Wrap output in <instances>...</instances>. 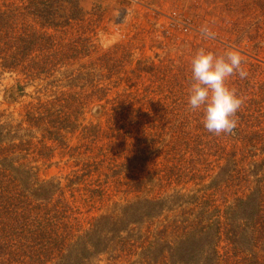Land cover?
<instances>
[{"label":"trees","instance_id":"trees-1","mask_svg":"<svg viewBox=\"0 0 264 264\" xmlns=\"http://www.w3.org/2000/svg\"><path fill=\"white\" fill-rule=\"evenodd\" d=\"M85 4L0 0V77L45 78L55 87L57 69L91 57ZM198 51L195 45L186 63L182 89L189 92L171 96L158 123L147 96L135 94L134 107L132 92L108 100L117 84L100 81L93 62L90 70L66 72L70 90L86 87L84 98L62 91L24 106L20 123L0 118V264H97L100 256L126 264H264V80L239 61L225 77L198 85L200 74L216 66ZM15 92L13 102L25 96L24 86ZM83 101L100 105L106 137L119 140L117 164L109 166L101 149L80 152L67 143L68 135L93 127L80 128L75 117ZM34 129L37 143L28 138ZM57 148L73 159L62 178L42 177L25 161L48 162ZM113 181L126 187L118 214L92 218L81 229L75 192L101 197L100 184Z\"/></svg>","mask_w":264,"mask_h":264},{"label":"rangeland","instance_id":"rangeland-1","mask_svg":"<svg viewBox=\"0 0 264 264\" xmlns=\"http://www.w3.org/2000/svg\"><path fill=\"white\" fill-rule=\"evenodd\" d=\"M85 6L89 15L87 24L84 23L82 29H86L85 35L91 36L93 55L74 62L71 66L57 69L53 77L57 80L55 87L50 79L45 78L31 82L13 74L0 77L1 119L12 121L14 124L20 123L24 106L38 100L43 101L62 91L76 92L84 98L86 87L80 85L81 87L70 90L67 87L66 72L80 65L90 70L93 68V62L102 69L100 81L117 84L116 88H110L108 100L115 95L132 92L134 107L137 106L136 95L138 98L147 96L152 99L150 105L156 109L153 110V115L158 123V115L161 113L158 110L167 106L166 102L170 101L171 96L182 99L183 92H189L188 88L182 89V85L185 74L188 75L186 63L193 60L190 50L195 48V45H199V56L204 55L209 64L216 65H209L205 73L200 74L199 78L203 79L197 82L198 85L219 76L225 77L226 70L231 68L229 65L239 61L243 63L249 75L264 80V0H86ZM96 9H99V17L94 14ZM91 30L94 34L89 33ZM116 46L120 48L112 51ZM255 48L258 50L254 51ZM106 53L109 54L105 56L104 61L96 62L98 56ZM18 84L24 86L25 96L13 102L17 93L12 98L8 96L17 90ZM164 99L167 101L164 102ZM83 102L75 116L79 117L80 128L92 125L98 131L88 127L82 136L81 130H77L67 136V143L71 147H80V152L85 151L84 148H90L93 152L101 149L109 166L117 164L121 160L118 158L119 152H122L120 142L117 138L110 140L106 137V124L101 118L100 105L88 107V103ZM176 111L180 114L182 106ZM25 127L27 126L21 125L20 129ZM30 132L31 137L28 138L37 143L41 133L35 129ZM165 140H168V137ZM109 144L111 147H108ZM39 146L37 144L34 147ZM60 151L57 148L48 162L35 156L28 157L25 161L35 166L42 177L62 178L74 167L73 159L67 161L68 157L62 158ZM161 158L158 156L156 161H162ZM154 169L155 166L152 165L148 171L153 172ZM144 176L145 174H142L141 178H145ZM95 185L96 183L92 184ZM100 186L101 197L88 194L82 186V190L75 192L72 205L81 229H86L92 218L118 214L123 204L125 186L117 185L114 181ZM97 264L126 263H113L100 256Z\"/></svg>","mask_w":264,"mask_h":264},{"label":"water","instance_id":"water-1","mask_svg":"<svg viewBox=\"0 0 264 264\" xmlns=\"http://www.w3.org/2000/svg\"><path fill=\"white\" fill-rule=\"evenodd\" d=\"M14 95H16L15 91L11 95H9L8 98H12Z\"/></svg>","mask_w":264,"mask_h":264}]
</instances>
